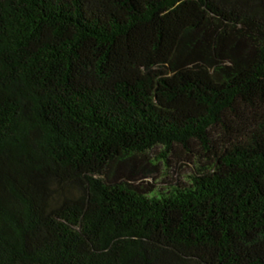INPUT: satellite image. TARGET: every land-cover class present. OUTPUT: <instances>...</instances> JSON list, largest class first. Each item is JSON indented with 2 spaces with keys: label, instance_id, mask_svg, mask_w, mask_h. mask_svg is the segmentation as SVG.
Returning <instances> with one entry per match:
<instances>
[{
  "label": "trees",
  "instance_id": "obj_1",
  "mask_svg": "<svg viewBox=\"0 0 264 264\" xmlns=\"http://www.w3.org/2000/svg\"><path fill=\"white\" fill-rule=\"evenodd\" d=\"M0 264H264V0H0Z\"/></svg>",
  "mask_w": 264,
  "mask_h": 264
},
{
  "label": "rangeland",
  "instance_id": "obj_2",
  "mask_svg": "<svg viewBox=\"0 0 264 264\" xmlns=\"http://www.w3.org/2000/svg\"><path fill=\"white\" fill-rule=\"evenodd\" d=\"M168 159L169 165L166 159H160L158 154H154L151 157V160L157 164V171L150 176L148 182L154 183L157 190L161 189L166 191L171 189L170 187L178 182H189L190 177L194 175L197 170V160H193V162L190 163L185 160H179L175 155L170 156Z\"/></svg>",
  "mask_w": 264,
  "mask_h": 264
}]
</instances>
